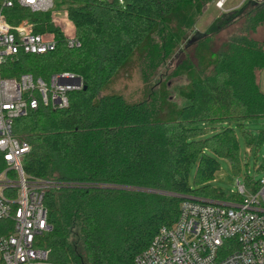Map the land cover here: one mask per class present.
<instances>
[{
    "label": "trees",
    "instance_id": "16d2710c",
    "mask_svg": "<svg viewBox=\"0 0 264 264\" xmlns=\"http://www.w3.org/2000/svg\"><path fill=\"white\" fill-rule=\"evenodd\" d=\"M9 1L3 15L10 25L25 20L34 34H53L57 46L8 59L2 77L30 74L47 81L71 73L86 89L70 94L65 110L40 108L13 124V135L30 146L24 173L64 184L44 198L51 230L41 247L50 262L134 264L159 229L176 222L185 198L234 199L211 182L219 159L233 170L238 165L233 127L264 118L258 74L264 52L254 38L264 27V1L234 10L230 22L244 16L248 25L216 51L212 42L229 21L187 38L214 0H54L75 29L80 46L73 49L50 13H30ZM193 46L192 58L187 52ZM182 56L185 64L178 62ZM133 64L145 80L175 64L166 78L189 75L187 103L178 106L161 84L150 104L109 92L113 79ZM257 144H264V130ZM4 169L0 155V173Z\"/></svg>",
    "mask_w": 264,
    "mask_h": 264
},
{
    "label": "built area",
    "instance_id": "2783aa9c",
    "mask_svg": "<svg viewBox=\"0 0 264 264\" xmlns=\"http://www.w3.org/2000/svg\"><path fill=\"white\" fill-rule=\"evenodd\" d=\"M227 1L219 0L216 7L224 11ZM15 3L35 14L54 9V0ZM12 5L0 0V155L5 162L0 173V264H54L41 247V237L51 230L44 198L64 184L24 173L23 159L30 146L13 135V124L40 108L67 109L69 95L83 90L84 84L71 73L52 74L47 81L30 74L2 77L1 68L8 59L46 54L57 46L53 34H34L33 25L25 20L10 25L3 10ZM64 39L69 49L80 46L73 36ZM230 194L234 197L230 201L185 198L176 222L159 229L134 264H264V178L244 184L237 181L236 193Z\"/></svg>",
    "mask_w": 264,
    "mask_h": 264
},
{
    "label": "rangeland",
    "instance_id": "374dc122",
    "mask_svg": "<svg viewBox=\"0 0 264 264\" xmlns=\"http://www.w3.org/2000/svg\"><path fill=\"white\" fill-rule=\"evenodd\" d=\"M219 0H214L210 3L201 17L196 22L194 29L188 33L187 38L190 39L195 34H204L212 28L229 23L221 32L214 38L212 44L215 49H219L230 37L237 34L238 28L247 26L246 20L243 17L230 22L231 15L235 11H230V8L237 7L243 0H229L221 11L216 7ZM247 0L245 4L250 3ZM244 4V5H245ZM238 11H236L237 13ZM51 24L56 27L65 37L75 35V29L72 23L68 20L67 14L62 9L54 8L50 13ZM233 22L237 24L232 26ZM222 23V24H221ZM254 38L262 45L264 52V27H258ZM195 47L188 50V55L194 56ZM178 62L185 64V57H181ZM175 64H167L157 73H152L145 80L141 69L137 64H133L127 70L121 71L112 81L109 86V92L121 95L127 102L130 103H153L157 99L158 84L168 88V92L172 100L182 106L187 103L189 94V75L184 73L177 78L167 79L166 76L171 74ZM259 74L260 89L264 94V70ZM43 75H48L47 73ZM162 91V88L160 89ZM157 101V100H156ZM264 130V118H257L246 121L241 127H233L234 135L238 141V165L235 170L232 169L230 163L225 159H219V170L211 182V186L225 193H236V182L244 184V181L257 182L264 178V144H257L259 134ZM247 140L251 143L247 145Z\"/></svg>",
    "mask_w": 264,
    "mask_h": 264
},
{
    "label": "crops",
    "instance_id": "0c3cea01",
    "mask_svg": "<svg viewBox=\"0 0 264 264\" xmlns=\"http://www.w3.org/2000/svg\"><path fill=\"white\" fill-rule=\"evenodd\" d=\"M236 7V6H235ZM235 7L230 8V11H232Z\"/></svg>",
    "mask_w": 264,
    "mask_h": 264
},
{
    "label": "water",
    "instance_id": "95a60500",
    "mask_svg": "<svg viewBox=\"0 0 264 264\" xmlns=\"http://www.w3.org/2000/svg\"><path fill=\"white\" fill-rule=\"evenodd\" d=\"M83 90H86L85 88H83ZM156 193V192H155ZM161 194V193H160Z\"/></svg>",
    "mask_w": 264,
    "mask_h": 264
}]
</instances>
